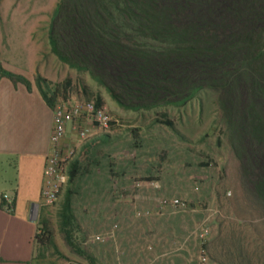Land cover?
Returning a JSON list of instances; mask_svg holds the SVG:
<instances>
[{"label":"rangeland","instance_id":"374dc122","mask_svg":"<svg viewBox=\"0 0 264 264\" xmlns=\"http://www.w3.org/2000/svg\"><path fill=\"white\" fill-rule=\"evenodd\" d=\"M14 1L12 11L41 18L37 27L47 31L61 0H29V7L27 0ZM62 73L58 88L51 87L58 103L87 100L89 94L101 99L118 123L111 132L99 131L85 143L70 128L77 156L93 143L86 167L72 185L73 244L60 216L68 183L56 204L45 207L41 215L53 237L36 242L37 264H112L113 248L114 264L119 259L127 264L128 258L137 260L134 264H230L225 256L229 250L234 264H241L240 245L249 264H264V209L243 185L240 161L225 137L214 98L200 96L181 107L130 111L88 72L63 65ZM172 197L184 200L186 209H160L161 200ZM148 209L152 215H136ZM204 220L210 226L206 263L199 260L202 246L193 235L176 250ZM100 233L105 241L95 239ZM163 252L168 254L152 262Z\"/></svg>","mask_w":264,"mask_h":264},{"label":"trees","instance_id":"16d2710c","mask_svg":"<svg viewBox=\"0 0 264 264\" xmlns=\"http://www.w3.org/2000/svg\"><path fill=\"white\" fill-rule=\"evenodd\" d=\"M49 33L58 58L88 72L125 110L214 98L243 185L264 209V0H61ZM45 97L54 109L56 93ZM92 146L69 166L60 216L72 244V185ZM40 222L42 244L53 236L46 218ZM238 250L241 264H249ZM233 255L225 254L230 264Z\"/></svg>","mask_w":264,"mask_h":264},{"label":"crops","instance_id":"0c3cea01","mask_svg":"<svg viewBox=\"0 0 264 264\" xmlns=\"http://www.w3.org/2000/svg\"><path fill=\"white\" fill-rule=\"evenodd\" d=\"M14 5V0H0V196L14 197L12 212L0 202V264H37L44 168L54 127L45 95L56 93L51 87L58 88L66 64L52 50L49 29L37 27L41 18L12 11ZM70 128L65 149L76 148Z\"/></svg>","mask_w":264,"mask_h":264},{"label":"built area","instance_id":"2783aa9c","mask_svg":"<svg viewBox=\"0 0 264 264\" xmlns=\"http://www.w3.org/2000/svg\"><path fill=\"white\" fill-rule=\"evenodd\" d=\"M54 127L51 136V150L46 158L44 168V182L42 189L41 205L44 207L52 206L58 201L64 187L69 183L70 174L69 166L77 156L75 147H63V140L66 138L69 127L73 129L77 140L82 143L93 140L99 131L109 133L117 125L118 121L111 114L109 108L105 104H98L97 100H81L74 103L68 101L59 102L53 109ZM0 202L4 209L11 210L14 207V197L8 193H3L0 196ZM171 207L172 209H186L187 204L180 198H163L160 203V209ZM137 216H150L151 210H137ZM41 231L39 227L38 232ZM198 238L201 242V250L199 252V260L202 263L208 261V254L205 249V243L210 235V226L207 220L201 223L192 233H190L180 244L176 250L183 249L191 236ZM114 237V233H111ZM97 241H105L106 237L103 234L95 236ZM148 249L152 250L153 246L148 245ZM168 252H163L155 256L154 262L158 258L167 255Z\"/></svg>","mask_w":264,"mask_h":264}]
</instances>
